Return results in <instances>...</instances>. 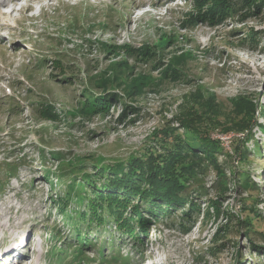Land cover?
<instances>
[{
    "label": "rangeland",
    "instance_id": "1",
    "mask_svg": "<svg viewBox=\"0 0 264 264\" xmlns=\"http://www.w3.org/2000/svg\"><path fill=\"white\" fill-rule=\"evenodd\" d=\"M200 1L45 0L29 2L24 10L23 0L11 16H0V223L22 225L0 227V249L21 232L14 240L19 245L12 246L15 262L264 264V249L256 252L264 246L262 235L248 239L233 218L206 213L208 198L216 197L213 172L191 184L190 193L208 189V195L192 193L200 204L192 217L184 214L188 206H181L162 223L135 199L150 222H132V234L114 218L100 224L92 219L85 201L75 199L80 181L66 201L68 213L58 207L69 183L96 174L98 166L161 149L163 131L183 133L182 118L208 129L231 152V128L246 123L238 120L235 103L246 96L256 105L255 118L246 125L252 137L237 136L250 155L245 161L233 157L231 165L258 189L232 186L220 202L237 216L254 201L264 214V8L247 4L219 16L208 10L213 0ZM170 64L182 75H165ZM104 78H111L107 91L120 101L101 112L81 111L88 89L105 93L95 84ZM207 100V106L200 103ZM123 103L131 109L125 112ZM83 192L93 196L90 188ZM84 212L88 217L81 219ZM75 227H81L82 240ZM27 234L28 244L20 239ZM6 249L0 264H7Z\"/></svg>",
    "mask_w": 264,
    "mask_h": 264
},
{
    "label": "trees",
    "instance_id": "2",
    "mask_svg": "<svg viewBox=\"0 0 264 264\" xmlns=\"http://www.w3.org/2000/svg\"><path fill=\"white\" fill-rule=\"evenodd\" d=\"M194 1L198 3V0ZM202 1L206 0H201L199 3L202 4ZM213 4L214 6L208 10L214 11L219 16L225 11L237 13L239 8L246 7L247 4L250 9L254 8V6L256 8H264V0H213ZM162 43L163 48L166 46V42ZM148 53L150 56L154 54V50L150 49ZM172 72L182 75L180 70L170 64L165 68L164 74L167 75ZM110 82L111 78H104L95 83L97 87H101L103 92H105L101 95H96L92 87L88 89L85 97L81 99L83 104H81L80 110L101 112L108 109L111 103L119 102L120 100L114 91H107ZM127 88L132 87L127 86ZM199 98L203 97L199 96ZM239 100L240 102L235 103V114L238 120L246 123H238L236 127L231 128V133L234 134L230 141L231 152L225 150L221 139L211 138L208 129L205 130L198 125H193L187 117L182 118L185 128L183 133L179 132L176 128H169L163 131V137L159 138L161 149H146L130 158L127 163L119 161L113 165L98 166L96 174H83L81 180L69 183L68 191L58 197V207L61 206L60 211L62 215L68 213V210L65 209L67 207L66 201L72 199L71 196L76 187V182L80 181L77 183L78 189L75 190L77 194L75 199L81 200V203L85 201L86 205L90 208L92 219L100 224L107 219L109 220V218H114L118 226L129 225L124 227L126 228L125 231L129 234H132V229L135 228L132 222H137L138 224L150 222V220L140 214L141 210L140 208H136L137 205L144 204V209L157 217L158 220H161L160 222L162 223H164L163 217L171 216V212L176 210L177 207L188 206L184 214L187 217H192L194 213L200 211V204L194 200L195 196L192 193L202 196L203 194H207L208 189L200 186L190 193L191 184L198 176L213 172L215 180L212 187L216 191V197L208 198L207 203L209 204V208L206 213L233 218L237 221V225L245 229L248 239L255 234H260L264 237V214L257 208V204L253 203L254 201L250 205L246 203L242 212L237 216L229 211H224L220 202V198L224 197V193L232 190V186L246 189V191L250 192L258 189L256 182L248 174L244 171L238 172L231 165L233 157H238L242 161L249 158L250 152L248 147L243 142V138H238L237 135L242 132V135L246 134L248 138H251L252 134L251 132L250 134L247 133L246 125L250 127V122L255 118V102L246 96L240 97ZM200 103L207 106L209 100L205 103ZM123 105L125 112L131 109L130 105L124 103ZM215 109L217 110V107ZM125 112L123 115H125ZM256 149L258 151L261 148L257 145ZM56 157L60 158L59 155ZM77 161L83 162L81 159ZM69 162V165H76L73 161ZM110 168L111 170H109ZM10 172H12V169ZM96 179H103L104 183L98 184ZM88 188L91 189L93 196H89L86 194L87 192H83L84 189L86 191ZM137 198L142 200H139L136 205L134 201ZM104 202L107 203L106 208L103 206ZM128 210L130 211L129 214L127 213ZM79 214L81 215V219L88 217L85 212ZM73 219L74 217L70 218L71 221ZM72 222L78 224L77 221ZM103 227L105 228L106 226ZM80 228H74L77 231V240H82L83 238L81 237ZM227 231L229 230L227 229ZM50 233H54V231L51 230ZM224 235H226V231L221 234V237ZM257 247L258 250L256 252L260 254L264 246Z\"/></svg>",
    "mask_w": 264,
    "mask_h": 264
},
{
    "label": "bare ground",
    "instance_id": "3",
    "mask_svg": "<svg viewBox=\"0 0 264 264\" xmlns=\"http://www.w3.org/2000/svg\"><path fill=\"white\" fill-rule=\"evenodd\" d=\"M23 0H0V9H3L4 7H7V6H11V5H13L14 7H11V9H10V11L7 13V14H4V12L2 13V12H0V16H2V17H6V18H8L9 16H11L10 14H12V12H14L15 10H16V6L15 5H17L18 3H20V2H22ZM26 1V4L23 6V9L25 10V9H29V8H31V4L29 3V2H33V1H36V2H38V3H42L43 4V2L45 1V0H25ZM11 4V5H10ZM47 4V3H46ZM42 7V6H41ZM43 8H44V6H43ZM13 55L15 56L16 55V52H13ZM11 220V219H10ZM21 222V221H20ZM20 222H16V221H14L13 223L11 222L10 224H8V223H6V222H1L0 223V227H2L1 229H6V228H15V227H17V226H21L22 227V225H21V223ZM21 232H17V233H13L10 237H11V239L10 240H13V242H12V244H10V245H6L5 247L7 248L6 250H5V254H4V257H3V259H5V260H7L6 261V263L7 264H21V261H19V262H15V260H13V256H12V251H13V245H15V244H18V243H14L17 239H18V234H20ZM30 234H27V235H25V236H23L22 238H20L23 242H26V244H28L29 242H30ZM15 240V241H14ZM19 245V244H18ZM5 247H2L1 249H0V252L1 251H3V249L5 248ZM17 249H19V248H17ZM28 256V255H27ZM26 260L29 262V261H31V257L29 256V257H26ZM33 263V260L30 262V264H32Z\"/></svg>",
    "mask_w": 264,
    "mask_h": 264
}]
</instances>
